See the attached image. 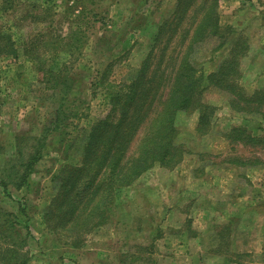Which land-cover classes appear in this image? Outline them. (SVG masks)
<instances>
[{"label":"rangeland","instance_id":"374dc122","mask_svg":"<svg viewBox=\"0 0 264 264\" xmlns=\"http://www.w3.org/2000/svg\"><path fill=\"white\" fill-rule=\"evenodd\" d=\"M204 1L184 0L178 6L179 0H0V28L13 34L18 48L17 57H0V176L6 175L2 171L6 165L19 159L13 146L34 143L30 136L40 137L45 120L58 108L57 91L40 79V64L68 70L74 84L68 114L89 115L66 121V132L79 136L80 127L87 128L107 112L102 94L93 93L94 80L108 74L114 82H128L145 59L154 71L181 34L191 36L195 25L190 26L202 16ZM218 8L234 10L237 2L220 0ZM225 14L226 23L232 20L240 26V41L249 48L245 20ZM222 28L220 35L206 36L190 53L199 73L215 71L229 55L233 34ZM248 48L241 59L240 84L253 92L264 85V64L251 65ZM164 93L160 90L156 97ZM232 98L213 85L198 97L214 106L206 134L197 130L198 108L179 111L176 142L184 147L182 161L173 169L155 164L118 189L109 222L93 230L80 249L70 248L64 236L58 242L43 216L56 191L57 172L78 160L76 148L68 155L63 151L71 136L52 134L30 177L31 187H0L5 209L28 219L33 237L30 264H264V252L239 251L249 243L242 230L252 228L254 238L264 237L263 180L254 179V186L250 177L264 176V143H231L227 137L238 125L264 137V120L260 114L234 110ZM256 157L261 165L235 164L237 158ZM205 172L221 181H205ZM234 234L237 240L230 242Z\"/></svg>","mask_w":264,"mask_h":264},{"label":"trees","instance_id":"16d2710c","mask_svg":"<svg viewBox=\"0 0 264 264\" xmlns=\"http://www.w3.org/2000/svg\"><path fill=\"white\" fill-rule=\"evenodd\" d=\"M183 1L179 0L178 6ZM219 1L205 0L201 4L199 11L202 16L197 23L191 24V29L193 25L196 27L192 29L191 36L187 38L190 32L181 34L172 51L168 49L167 58L166 54L159 58L154 71H150L151 61L145 59L136 76L128 82H114L108 74L94 80L93 93L102 94L107 112L94 119L87 128L80 127L81 137L66 132L69 118L74 116L81 120L89 116L68 114L69 95L74 87L73 80L67 75L68 70H56L53 66L40 64V79L57 91L55 101L58 108L45 120L40 137L30 136L34 143L24 146L16 143L13 146L19 159L12 160L2 169L6 175L0 176V187L5 190L9 185L18 189L30 188V177L46 153L45 141L54 133L69 134L70 140L62 139H66L63 151L68 155L76 148L78 160L75 164L61 166L57 172L56 191L43 215L58 242L64 236L70 248L84 247L88 235L109 222L118 189L134 183L155 164L173 169L182 161L184 147L176 142L177 113L193 106L198 108L197 130L201 134L208 133L214 106L198 100L206 87L213 85L226 90L233 96L231 104L234 110L260 114L264 120V88L249 94L240 84L241 59L247 50V45L240 39L233 43L229 55L219 67L208 74L199 73L189 58L195 45L206 36L222 33ZM178 19L182 20L183 16ZM2 56H18L13 34L5 28H0ZM164 89V95L156 97ZM246 127L233 126L227 133L229 141L245 145L264 143L263 136L254 135ZM140 133V139L133 147ZM23 138L16 137V140ZM258 159L237 158L235 164L261 165L263 161ZM20 210L24 213L25 207ZM27 220L5 209L0 201V264L30 263V238L33 237Z\"/></svg>","mask_w":264,"mask_h":264},{"label":"crops","instance_id":"0c3cea01","mask_svg":"<svg viewBox=\"0 0 264 264\" xmlns=\"http://www.w3.org/2000/svg\"><path fill=\"white\" fill-rule=\"evenodd\" d=\"M232 1L237 2V8L236 9H234V10L231 9L229 11H224V12L223 11L219 12V17H220L219 23H220L221 27L226 26L229 29V31L232 32V34H233V35L231 34L233 36V38H232V36L230 37V38H232V40L230 41L231 42L230 45L231 44L232 45L230 47L233 46V43L235 41L240 39L241 32H238L239 31L238 27H240V26L237 23H234L232 20H230L228 23H226L223 20V18H224L223 15H226L225 13H230L227 15H229L228 17L231 19H235L234 17H236V19L239 18V19L245 20V24L243 25V27L246 28L245 30H246L247 35H248V36H245L246 37L245 42H248L249 46H250L248 48V45L246 44L247 48L249 49V53L247 56L250 55V58H251L250 63H251V65L257 64L259 62L261 64H264V0H232ZM236 21H238V20H236ZM236 32L238 34H237V36H234V34ZM247 38H248V40H247ZM263 87H264V85H263ZM253 92H248V93L251 94ZM262 172H264V170H262ZM205 174H206V172H205ZM204 176L202 178H205V181H215V182L221 181L218 177L213 178L210 174H206ZM250 177H251V183L254 186L256 185L254 179L263 180L262 183L264 185V176H262V175L258 176L257 174H255V175H250ZM227 182L231 183V175L228 176ZM262 183H261V185H262ZM242 232H244V234L243 233H240V234L245 235L244 239L249 243L244 245V248L239 249V251H241V253H251V252H260V251L264 252V237H260V239L258 237L254 238L252 228H250L248 230H242ZM231 237H230L231 238L230 242L237 240V238L235 237V234ZM230 251H232V253H233L232 248H231V250L229 248V252ZM99 264H105V263L103 261V263H99Z\"/></svg>","mask_w":264,"mask_h":264}]
</instances>
